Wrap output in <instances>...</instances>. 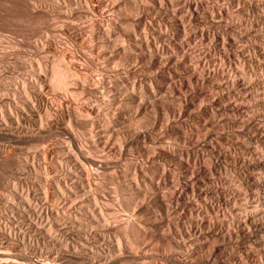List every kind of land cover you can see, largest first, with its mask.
Masks as SVG:
<instances>
[{
    "label": "bare ground",
    "instance_id": "6f19581e",
    "mask_svg": "<svg viewBox=\"0 0 264 264\" xmlns=\"http://www.w3.org/2000/svg\"><path fill=\"white\" fill-rule=\"evenodd\" d=\"M24 1L66 16L102 67L61 51L0 68V164L19 176L0 196V264H264L262 0Z\"/></svg>",
    "mask_w": 264,
    "mask_h": 264
},
{
    "label": "rangeland",
    "instance_id": "374dc122",
    "mask_svg": "<svg viewBox=\"0 0 264 264\" xmlns=\"http://www.w3.org/2000/svg\"><path fill=\"white\" fill-rule=\"evenodd\" d=\"M2 0H0V50L1 51H3L2 50V48L4 47V50L5 51H3V52H1L0 51V68L1 67H4L9 61H11L12 60V58H15L16 56H18V55H21V56H24L25 55V57L26 58H33L34 56V60L31 58L30 60L31 61H35L36 59H38V60H41V61H43V62H50V60L51 59H53V56L55 57L56 56V54L57 55H59L60 53H61V51H62V53L65 55V59H67L68 60V58H70V57H72L73 55L74 56H76V57H78V58H80L81 60H83L86 64H88V66L93 70L92 72L94 73L93 75L95 76V78H98L99 76H100V74H99V72H98V68H100V67H102V63L99 61H97V60H94L93 61V63H92V61H85V57H84V55H82L83 54V52H82V43H84L86 40L85 39H79V40H75V38L73 37V36H71V34H70V31L68 30V28H70V26H72V24L70 23V20H67V18H66V16H63V15H59V16H48V14L47 13H45V12H43L41 9H36L34 12L33 11H31L30 13L29 12H27V10L26 9H24L23 7L26 5L25 3H26V1H24V0H3L2 2H1ZM19 1H21V2H19ZM38 1V0H37ZM17 2V3H16ZM262 2H263V4H264V0H262ZM19 3V4H18ZM40 3V4H39ZM16 4H18V5H16ZM22 4V5H21ZM38 4L40 5V7H43V5H44V3H43V1H38ZM11 5V6H10ZM19 5H21V6H19ZM24 5V6H23ZM2 6V7H1ZM19 6V7H18ZM264 6V5H263ZM235 8L237 7V6H234ZM234 7H232L233 8V12H234V17L235 18H237V19H240L241 20V18H242V16L244 15V13H242V12H240L239 10H241L242 9V7H237L236 9L234 8ZM18 8V9H17ZM24 10H23V9ZM3 9V10H2ZM22 9V10H21ZM264 9V8H263ZM21 10V11H20ZM5 11V12H4ZM9 11V12H8ZM237 11V12H236ZM239 11V12H238ZM17 12V13H16ZM19 12V13H18ZM33 12V13H32ZM38 12V13H37ZM41 12V13H40ZM23 13V14H22ZM32 13V14H31ZM241 13H242V15H241ZM17 14V15H16ZM40 14H42V15H40ZM47 14V15H46ZM241 17V18H239L238 17V15ZM8 15H10V16H8ZM237 15V16H236ZM36 16V17H35ZM41 16V17H40ZM23 17H24V19H23ZM45 17V18H44ZM18 18V19H17ZM37 18V19H36ZM60 18V19H59ZM66 18V19H65ZM21 19V20H20ZM55 20V21H54ZM243 21L245 20V19H242ZM56 22V23H55ZM61 22L64 24V22H65V24H64V26H63V24H61ZM245 22H251V21H246L245 20ZM55 23V24H54ZM60 23V24H59ZM54 25H56V26H54ZM60 25L61 26H63L64 28H66V29H59L60 28ZM70 25V26H69ZM50 28H49V27ZM59 27V28H58ZM193 27V26H192ZM192 27H189V30L190 31H193V32H195L196 33V38H195V36H193L192 38V41L194 42V41H200L201 42V40H203V41H205L206 43H210V45H211V47H212V49H213V51L215 52V54L218 52V49H219V45H218V43H221L220 42V40H218L217 39V37L216 36H214V34L212 33H210L211 34V36H206L205 35V33L204 32H202V30L200 29V28H198V27H193L194 29L192 30L191 28ZM199 31H198V30ZM59 30H60V32H59ZM47 31V32H46ZM51 31V32H50ZM53 31V32H52ZM57 31V32H56ZM201 31V32H200ZM37 32V33H36ZM38 33H40V34H38ZM44 33H49V36L51 37V45H52V48L53 49H55V50H53L52 52H54V53H52V52H50V53H41L40 51H39V48L37 47V44H36V42H39V40H41V38L42 37H40L42 34H44ZM60 33V34H59ZM199 33H201V34H199ZM202 34H204V35H202ZM197 35H198V37H197ZM43 36V35H42ZM58 36V37H57ZM205 37V40H204V37ZM54 39H53V38ZM207 37V38H206ZM40 38V39H39ZM84 38H86V37H84ZM203 38V39H202ZM211 38V39H210ZM73 39V40H72ZM196 39V40H195ZM216 39V40H215ZM76 41V43H74ZM202 41V43H205V42H203ZM212 41V42H211ZM219 41V42H218ZM77 42H78V44H77ZM10 43V44H9ZM19 43V44H18ZM74 43V44H73ZM6 44V45H5ZM11 45V46H10ZM18 45V46H17ZM10 46V47H9ZM58 47V48H57ZM68 47V48H67ZM81 47V48H80ZM16 48H17V50H16ZM19 48V49H18ZM57 48V49H56ZM7 49V50H6ZM9 49V50H8ZM12 49V50H11ZM15 49V50H14ZM19 50V51H18ZM37 50V51H36ZM10 52V53H9ZM68 52V53H67ZM12 53V54H11ZM52 53V54H51ZM67 53V54H66ZM2 54H3V56H2ZM41 54V55H40ZM44 56H43V55ZM27 55V56H26ZM50 55V56H49ZM218 57H219V55H218V53L216 54ZM15 56V57H14ZM47 56V57H46ZM80 56V57H79ZM84 58H83V57ZM6 57V58H5ZM43 57V58H42ZM50 57V58H49ZM52 57V58H51ZM5 59V60H4ZM7 62V63H6ZM238 64V66H240L241 67V64H244V63H241V64H239L240 62H237ZM5 64V65H4ZM91 64V65H90ZM236 64V63H235ZM263 65H264V63H263ZM233 66H234V63H233ZM245 67L247 66V64L246 65H244ZM248 67V66H247ZM246 67V68H247ZM262 68L264 69V66H262ZM262 68H259V69H261L260 71H259V69H258V75L260 74L261 75V77L264 75L263 74V69ZM97 71V72H96ZM262 71V72H261ZM253 71H251V73H252ZM262 73V74H261ZM106 74V73H105ZM104 74V75H105ZM254 74V73H253ZM99 75V76H98ZM105 76H108V74H106ZM112 76V75H111ZM262 88L264 89V85H262ZM48 89H50L49 91V96L51 95V97H52V99H51V101L54 103V105L55 106H65V108H67V106H69V105H72V103L71 104H69L71 101H72V99H70V98H64V96H62V94L61 93H59V92H57L55 95H54V93H53V90L51 89V87H49ZM87 93H89L88 91H84L83 93H81L82 95V97L83 96H85V95H87ZM264 93V92H263ZM61 96H60V95ZM59 98V99H58ZM56 99V100H55ZM63 99V100H62ZM67 100V101H66ZM66 101V102H65ZM64 102V103H63ZM254 102V103H253ZM252 102V104L254 105V104H257L258 102H256V101H253ZM251 104V106L254 108V110L257 108L258 109V111H257V113H259V114H262V112H263V110H264V108H260L259 107V104H257V106H253ZM252 107H251V109H252ZM256 107V108H255ZM256 109V110H257ZM261 109V111H259ZM253 110V109H252ZM256 112V111H255ZM239 130H238V129ZM235 127V128H229L228 129V131H230V134H233V130H234V132L236 131V133L238 132V134L239 135H237L239 138L241 137H244V138H242V139H245V137L246 138H248L249 137V135H248V133L246 134L245 133V131L247 130H249V129H246V128H239V127ZM241 129V130H240ZM243 129H244V131H243ZM204 131H202V133H203ZM240 132H243V133H240ZM229 133V132H228ZM241 134V135H240ZM243 135H245V136H243ZM212 136H214V135H212ZM258 136L260 137V139H261V136L258 134ZM256 137V143L255 142H253V144H257L259 141H258V139L257 138H259V137ZM215 137V136H214ZM238 138V139H239ZM237 139V138H236ZM237 139V141H240V139L238 140ZM3 142V143H2ZM0 144H4V145H8L9 144V142L8 141H5V140H0ZM236 144V143H235ZM238 147V146H237ZM237 147H235V148H237ZM232 165H234V166H232ZM236 164H233V163H230V164H228V166H229V169L231 170V172L233 171V170H235V171H233V174H235L236 173V170H240V166L239 165H236ZM231 166V167H230ZM8 167V168H7ZM10 166L9 165H7V164H5V163H2L1 162V164H0V196H2L1 194H3V191L5 192V187H6V183H9L8 181H10V182H14V181H16L17 179H19V176L18 175H15V173H16V171H14L13 172V168H9ZM234 168V169H233ZM235 168H237V169H235ZM12 170V171H11ZM3 171H4V173H3ZM8 171V172H7ZM12 173H11V172ZM257 171H259V168H257ZM4 174V175H3ZM17 174V173H16ZM261 174H263V176H264V173H262L261 172ZM4 178H3V177ZM16 176H18V177H16ZM3 178V179H2ZM14 180H12V179ZM106 178V177H105ZM105 178H104V180H105ZM107 178H109V177H107ZM106 178V180H105V183L103 182V184H107L106 186H107V188H106V186H105V188L108 190V188L110 187V185H112V182H111V180H108ZM103 180V181H104ZM19 181V180H18ZM17 181V182H18ZM4 188V189H3ZM3 190V191H2ZM107 190H105V191H107ZM253 204H255V203H253ZM258 205H260L259 203H257ZM262 204V203H261ZM255 206H257V205H255ZM263 206V205H262ZM262 206H259L258 208L260 209ZM252 207V206H251ZM261 210H264V207L261 209Z\"/></svg>",
    "mask_w": 264,
    "mask_h": 264
}]
</instances>
